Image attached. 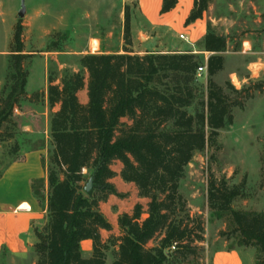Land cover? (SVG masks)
<instances>
[{"label": "trees", "instance_id": "1", "mask_svg": "<svg viewBox=\"0 0 264 264\" xmlns=\"http://www.w3.org/2000/svg\"><path fill=\"white\" fill-rule=\"evenodd\" d=\"M210 0H193L185 25L201 19ZM177 0H162L160 13L171 11ZM123 39L125 50L117 54L80 56V70L65 73L58 84L48 80L46 101L51 111L49 142L44 181L31 182L37 203L45 207V220L31 232L34 243L33 264H104L106 253L113 251L111 264H183L198 263L197 244L203 242L204 225L200 216H191L179 191L180 181L193 154L213 145V133L207 135L195 126L186 107L192 88H186L198 68V55L184 53L134 54L130 46L127 7ZM20 20L13 33L9 55V85L0 96V143L13 138V112L21 100L36 101L39 93L27 97L26 71ZM225 41L210 24L196 47L218 54ZM209 59V65L217 61ZM264 90V80L254 84ZM85 90L86 102L78 99ZM235 93H239L236 90ZM224 103L221 110H224ZM218 110V109H216ZM202 123V122H201ZM37 143L34 149L43 146ZM17 150V145L12 148ZM16 161V160H13ZM11 161V162H13ZM113 163L120 164L119 177L135 186L137 196L147 200L136 203L130 214L117 216L118 236L102 241L100 230L112 227L99 209L109 195L119 196L110 180L116 175ZM83 170L86 171L83 174ZM92 177V194L83 189ZM244 182L230 184L224 177H210L206 203L214 215L229 212L232 232L238 233L243 247H256L264 261V213H248L231 208L243 194ZM90 240L92 252L84 257L80 243ZM157 240L156 244H148ZM2 251L0 260L6 257Z\"/></svg>", "mask_w": 264, "mask_h": 264}, {"label": "rangeland", "instance_id": "2", "mask_svg": "<svg viewBox=\"0 0 264 264\" xmlns=\"http://www.w3.org/2000/svg\"><path fill=\"white\" fill-rule=\"evenodd\" d=\"M88 1L24 0L25 13L19 19L17 12L20 0H0V96L4 95L9 85V55L13 50L14 28L19 20L23 54L28 55L23 62L26 71L25 93L30 96L39 93L36 101H20L17 112L25 115L13 112L15 128L10 130L14 136L0 143V171L11 161L18 160L23 151L34 149L42 138L44 140V120L49 122L51 112L44 99V91L50 78L58 84L66 72H78L79 58L86 52L125 50V41L120 40L121 25L125 19L123 0L108 1L110 25H113L109 29L111 37L105 39L101 34L104 30L95 29L97 36L102 35L97 46L94 43L88 45V35L93 31L91 23L84 20L71 24L67 11L70 3L80 10L88 9ZM239 1L210 0L209 3L211 10L207 15L218 19V23L207 21L206 24H210L212 30L223 37L226 44L223 52L212 54L198 50L197 42L193 45L194 54L198 55V67L204 70L197 74L196 69L192 80L186 85V88H192L193 96L186 110L193 117L196 127L200 124L204 133L214 135L212 146L193 154L185 169V176L180 181L179 191L186 200L190 215L200 216L203 221V242L197 244L201 249L197 260L204 259L206 250L238 247L249 255L252 264H264L256 247L245 248L238 243V233L232 232L234 226L230 213L214 215L206 203L208 179L224 177L230 180V184L244 182L243 194L231 203L233 210L248 213L264 211V90L258 92L252 89L255 83L264 80V67L258 63L264 59V9L258 0L254 3L258 9L257 14H254L252 6L245 2L242 7H237L236 2ZM125 5L130 19L136 5L127 1ZM229 6L234 11H229ZM85 15L91 14L89 11L86 14L83 11L79 13L80 17ZM148 33L151 34V31ZM130 34L132 40L131 28ZM152 35L153 41L144 48L163 52L173 50L168 44H175L174 50L184 48L179 45V39L168 33L158 32L155 36V32H152ZM144 39L142 37L141 42L136 41L133 49H142ZM245 39L250 41L249 45L243 44ZM211 57L218 60L210 66ZM255 62L258 64H253ZM235 90L239 93H235ZM78 99L82 103L86 102L85 90L78 93ZM223 103L225 108L221 110ZM34 111L45 114L41 115L43 121L37 126L39 133L36 137L22 131L21 125L26 117L34 115ZM14 145H17L16 151L12 149ZM119 167L118 163H113L111 169L117 172ZM110 183L119 196L101 204V210L107 220L114 223L116 211H129L137 199L132 185L123 184L118 178ZM156 242L154 240L148 246ZM34 261L35 256L30 247L26 255L6 256L0 260V264H33ZM112 261L113 251L110 249L104 264H111Z\"/></svg>", "mask_w": 264, "mask_h": 264}, {"label": "crops", "instance_id": "3", "mask_svg": "<svg viewBox=\"0 0 264 264\" xmlns=\"http://www.w3.org/2000/svg\"><path fill=\"white\" fill-rule=\"evenodd\" d=\"M108 1L109 0H89L87 7L88 9L85 10H80L78 6L75 7L71 3L68 7L67 11L70 14L71 24L73 23V21L77 22L84 20L89 21L91 23L90 27L91 29H93V31H91L90 35H88V45L90 46L93 43L95 46H97L100 43V36L102 37V35H96L95 29L104 30L101 33L103 34V38L109 39L111 37V32L109 31V29L113 25H110L111 20L109 18L110 11L108 8ZM126 1L133 2L136 5L134 14L130 16V19L128 17L129 31L131 28L132 32V40L130 36V47L128 48L132 50L134 54L138 55H143L148 52H190L194 54L196 53V51L194 50L193 45L197 41L201 40V38L204 36L206 32V22L212 21L214 24L218 23V19L212 18L207 15L211 10V7L209 5L207 10L203 13L201 19H198L190 23L189 25H185V20L193 7V0H177L176 6L171 11L164 14L160 13L162 0H123L124 8L122 7V10H124V14ZM256 1L258 0H241L239 2H236V5L237 7H242L243 3L245 2L251 5L254 9L253 13L257 14L258 9H256V7L254 6V3ZM260 1L262 3L261 8L264 9V0ZM228 9L229 11H234L231 6H229ZM81 11H83L85 14L87 13V11H89L91 15H85L84 17H80L79 13H81ZM123 30L124 22L121 25L120 40L123 39ZM148 31H151V34H149ZM152 32H155V36H157L158 32H165L176 39H179L178 36L182 35L183 39H179L178 41H181V44L179 45L184 48L182 50H174L175 44H168L169 47L173 50L165 52L155 49L144 48L153 41L154 37L152 35ZM142 37L145 38L144 42H142L143 48L140 50L133 49V45L136 44V41L141 42ZM242 42L243 44H250V41L248 39H245ZM122 52L123 51H92L91 53L117 54ZM86 54H88V52H86ZM258 63H260L262 67H264V59L262 61H259ZM258 63L255 62L253 64ZM262 70H264V68H262ZM1 89L2 88H0V90ZM29 96L30 95H27V97ZM44 99L46 101V89L44 91ZM55 110H57V106L54 107L51 111ZM14 112H17V109H15ZM17 113L19 115H25L22 112ZM33 113L34 115L26 117L21 125L22 131L28 133V135H34L36 137L39 133L37 126L43 121L41 115L45 114H39L36 111H34ZM44 130V140L43 138H38L41 139L40 141H44L43 146L37 149H29L23 151L18 160L8 163L0 171V254L2 253V251H4L7 254L6 256L18 257L26 255L28 251H30V247L35 241L34 236L31 232L32 228L42 225L45 220V207H41L37 203L36 199L33 197L31 192V182L36 179H42L44 181L45 189L47 190L46 170L41 163V158L46 157L48 143L47 141L49 139L48 123L46 119L44 120ZM119 170L117 172L114 171L116 175L110 180V182L113 179L118 178L123 184L132 185L135 188L133 184L125 183L120 179ZM135 194L137 202L132 205L129 211H116V213L114 214V223L107 220L110 223L112 230L110 232L100 230V236L102 241H105L109 237V235L118 236L119 232L116 224L118 215L122 213L130 214L133 206L136 203H140L143 207H145L147 200L139 198L137 196V191L135 192ZM113 197L117 196L109 195L105 202L99 204V209L101 213L105 216V218L106 214H104V212L101 210V204L107 203V201ZM142 200L145 202L142 203ZM257 213H264V211H257ZM80 248L84 257H90L92 252V243L90 240L82 241L80 243ZM205 252L206 256H204V259L199 261L198 263L183 264H252L249 255L246 252L240 251L238 247H223L213 249L212 251L206 250Z\"/></svg>", "mask_w": 264, "mask_h": 264}, {"label": "water", "instance_id": "4", "mask_svg": "<svg viewBox=\"0 0 264 264\" xmlns=\"http://www.w3.org/2000/svg\"><path fill=\"white\" fill-rule=\"evenodd\" d=\"M24 13H25L24 0H20V5H19V10L17 12V17L19 19L22 18ZM93 188H94V185L92 182V177H90L88 179L87 183L85 184L84 189H83L85 195L90 196L92 194Z\"/></svg>", "mask_w": 264, "mask_h": 264}, {"label": "built area", "instance_id": "5", "mask_svg": "<svg viewBox=\"0 0 264 264\" xmlns=\"http://www.w3.org/2000/svg\"><path fill=\"white\" fill-rule=\"evenodd\" d=\"M178 38H179V39H183V36H182V35H179ZM203 70H204L203 67H201V66L198 67V68H197V74H200Z\"/></svg>", "mask_w": 264, "mask_h": 264}]
</instances>
